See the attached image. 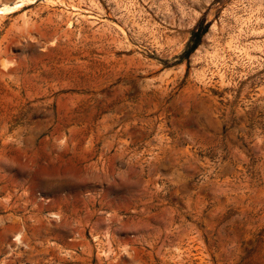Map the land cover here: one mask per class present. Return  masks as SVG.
<instances>
[{
    "label": "rangeland",
    "instance_id": "374dc122",
    "mask_svg": "<svg viewBox=\"0 0 264 264\" xmlns=\"http://www.w3.org/2000/svg\"><path fill=\"white\" fill-rule=\"evenodd\" d=\"M0 9V264H264V0Z\"/></svg>",
    "mask_w": 264,
    "mask_h": 264
},
{
    "label": "bare ground",
    "instance_id": "6f19581e",
    "mask_svg": "<svg viewBox=\"0 0 264 264\" xmlns=\"http://www.w3.org/2000/svg\"><path fill=\"white\" fill-rule=\"evenodd\" d=\"M20 6V5H19ZM2 10L3 9H0V12H2ZM4 10H6V9H4ZM9 12V11H8ZM15 12V11H14ZM2 15V14H1ZM3 63V62H2ZM5 63V62H4ZM1 71H3V70H1ZM7 73H9L8 71H7ZM8 75V74H7ZM9 77V76H8Z\"/></svg>",
    "mask_w": 264,
    "mask_h": 264
}]
</instances>
